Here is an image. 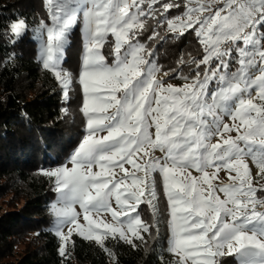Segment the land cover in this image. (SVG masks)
I'll list each match as a JSON object with an SVG mask.
<instances>
[{"label": "snow or ice", "instance_id": "snow-or-ice-1", "mask_svg": "<svg viewBox=\"0 0 264 264\" xmlns=\"http://www.w3.org/2000/svg\"><path fill=\"white\" fill-rule=\"evenodd\" d=\"M192 3L187 0L186 11L168 19L179 3L47 0L49 23L41 20L30 29L17 17L0 33L14 44L31 32L43 67L54 73L64 97L72 78L62 61L78 23L87 42L79 75L87 132L70 158L72 167L44 172L58 195L50 208L59 222L62 256L74 233L101 247L108 237L133 247L134 240L143 241L149 225L138 208L147 204L156 212L152 174L159 172L170 208L168 250L177 255L176 264H223L226 256L238 264H264V199L256 196L264 184L254 187L247 162L264 181V0H196V7H187ZM149 18L178 35L194 31L203 46L200 60H181L196 70L191 80L178 77L185 81L180 87L157 78L152 52L137 39ZM109 35L114 37L111 63L101 51ZM158 35L153 30L149 39ZM230 60L239 67L230 70ZM253 88L259 104L253 102ZM224 116L234 123H224ZM232 132L234 137H224ZM215 136L221 142L212 143ZM116 168L123 173L119 178ZM209 168L215 169L213 177L227 170L231 183L213 184ZM105 213L115 223L94 219ZM81 215L86 224L79 222Z\"/></svg>", "mask_w": 264, "mask_h": 264}, {"label": "trees", "instance_id": "trees-1", "mask_svg": "<svg viewBox=\"0 0 264 264\" xmlns=\"http://www.w3.org/2000/svg\"><path fill=\"white\" fill-rule=\"evenodd\" d=\"M183 11L181 5L168 14ZM17 17L25 18L30 29L41 19L49 23L47 0H0V33L7 32ZM155 28L159 35L149 39ZM137 39L148 47L156 46L157 63L170 73L181 68L182 75L193 76L195 64H182L181 60H200L205 54L194 31L176 35L166 24L157 27V20L151 18ZM10 41V35H0V264H176L178 258L168 250L170 208L159 172L154 173L158 219L149 205L139 206L142 220L149 225L143 241L134 240L133 247L108 237L101 247L74 233L66 255L60 254L63 245L54 230L50 208L57 194L53 179L42 169L64 164L82 141L84 96L78 79L84 53L83 28L78 23L72 30L62 61L74 77L67 98L52 71L43 67L32 33L14 44ZM113 45L114 37L109 35L102 48L109 63L114 58L110 55ZM257 194L264 197V192ZM223 264L238 261L226 256Z\"/></svg>", "mask_w": 264, "mask_h": 264}, {"label": "rangeland", "instance_id": "rangeland-1", "mask_svg": "<svg viewBox=\"0 0 264 264\" xmlns=\"http://www.w3.org/2000/svg\"><path fill=\"white\" fill-rule=\"evenodd\" d=\"M177 2V1H179V4L180 5H183L184 6V11H186V4H187V0H163V2ZM200 2H202V3H206V0H200ZM48 6V5H47ZM197 6V4H196V0H193V3L192 4H190V5H187V7H196ZM141 7H143V8H145V9H147V4H145V5H141ZM153 7H159V5H154ZM182 14V12H179V13H177L176 15H174V16H171V15H169V14H166L167 15V18L168 19H171V18H173V17H175V16H177V15H181ZM207 13H204V15H206ZM159 15V14H158ZM161 17L159 16V19H160ZM41 20H43V19H41ZM40 20V21H41ZM43 21H45V20H43ZM147 21V20H146ZM46 22V21H45ZM47 23V22H46ZM155 31L157 32V29L155 28ZM174 34H176V35H178L177 33H174ZM84 37V36H83ZM163 40H165V37H163L162 38V41ZM140 41V40H139ZM141 43H145L146 44V46H147V43L146 42H142V41H140ZM69 43H70V41L68 42V44H67V46L69 45ZM86 39L84 38V53H83V59H84V55H85V49H86ZM66 46V47H67ZM147 48L152 52V56L151 57H149V59H150V61L152 62V63H155L158 67H159V72L157 73V78L158 79H163L164 81H165V85H167V83H171V84H173L174 86H177V87H180V86H182L183 85V83H185V81H183V80H181V79H179L178 77L179 76H181L182 74H181V68H179L176 72H174V73H170V72H168V71H162V69H161V67H160V65L157 63V51H156V46H154L153 48H151V47H148L147 46ZM101 51H102V49H101ZM233 55L235 56V53H233ZM39 59H40V61H41V58H40V55H39ZM64 59H65V53H64ZM63 59V60H64ZM193 59V57H191L190 58V60H192ZM42 62V61H41ZM239 67V65L238 64H233L232 62H231V60L229 61V68H230V70H234L235 68H238ZM62 68H63V66H62ZM64 69V71L68 74V75H70L71 76V78H72V83H71V85H70V87H72V85H73V79H74V77H73V74L69 71V70H67V69H65V68H63ZM195 70H196V67L194 68ZM51 71V70H50ZM81 72H82V70H81ZM53 73V72H52ZM165 73H167V75H165ZM54 74V73H53ZM257 74H259V73H257ZM183 76H188L189 77V80H191V75H183ZM78 81H79V79H78ZM69 87V88H70ZM212 87V85H210V88ZM252 96H253V102L254 103H257V104H259L260 103V100H259V98H258V96L256 95V89L255 88H253L252 89ZM67 98V97H66ZM83 107V106H82ZM223 122L224 123H227V124H229V125H231L232 123H234L232 120H231V118L229 117V116H224L223 117ZM235 123H238V121H236ZM153 131H154V129H153ZM86 132H87V117L85 116V126H84V134H83V137H82V140H83V138H84V136L86 135ZM106 133H101L100 135H105ZM229 135H231V136H235L236 135V133L235 132H232V133H225L224 134V137L225 138H227ZM82 142V141H81ZM212 143H217V142H221V137H219V136H215V137H213L212 138V141H211ZM241 146H243V142H241ZM74 152H75V150L70 154V156L67 158V160H66V162L64 163V164H62L61 166H67V167H72V164H71V162H70V158H71V156L74 154ZM155 155H157V156H161L162 154L160 153V152H156L155 153ZM247 162L249 163V167L253 170V176H254V187H257V188H259V186L261 185V184H264V181H259V179H258V177L256 176V169H255V165L252 163V161L250 160V159H248L247 160ZM61 166H57V167H61ZM57 167H48V168H43L42 169V172H46V171H50V170H54V169H56ZM125 168H128L129 169V171L131 172L132 171V168H131V165H128V164H125ZM100 169H99V167L97 166V167H94L93 168V171L95 172V171H99ZM115 173H116V178H119L120 176H122L123 175V173L121 172V170L119 169V168H116L115 170ZM189 171H191V173H192V175L193 176H200L201 174L200 173H198V172H196L194 169H189ZM208 171H209V173H210V177H212V182H213V184H220V183H231V180H230V178H229V173H228V171L227 170H221L218 174H216L214 177L212 176V174L213 173H215V169L214 168H209L208 169ZM155 173V172H154ZM154 173L152 174V176H153V178L155 179V177H154ZM138 175H140L139 173H138ZM232 175H235V173H232ZM54 181V180H53ZM155 181H156V179H155ZM162 183H163V181H162ZM156 192H157V190H156ZM221 195V198L223 199L224 197H223V194H220ZM256 196H257V198H259V199H264V197H262L261 195H258L257 193H256ZM58 199V195H57V198L54 200V201H52L51 203H53V202H56V200ZM51 203H50V205H51ZM155 203H156V212L154 213L153 212V209L151 208V210H152V212L155 214V217H156V220L158 219V215H159V208H158V193H157V199H156V201H155ZM116 205H115V202H114V200H113V207H115ZM76 210L78 211V212H82V210L79 208V206L77 205L76 206ZM258 210H261L259 207H258ZM138 211H139V213H140V210H139V208H138ZM140 217H141V213H140ZM94 219H97V220H103L104 222H106V223H115V221L113 220V218L111 217V214L110 213H105V214H103V215H100V216H95L94 215ZM121 219H124L123 217L121 218ZM171 219V218H170ZM141 220H142V218H141ZM81 224H86V221H84L83 220V216L81 215V217H80V221H79ZM142 222L144 223V221L142 220ZM145 224V223H144ZM58 225H59V222H58V220L56 219V217L54 216V230L56 231L57 230V227H58ZM63 230L65 231V233H67V226H65L64 228H63ZM141 234H143V232L141 233ZM176 257H177V255H176ZM178 258V257H177Z\"/></svg>", "mask_w": 264, "mask_h": 264}]
</instances>
